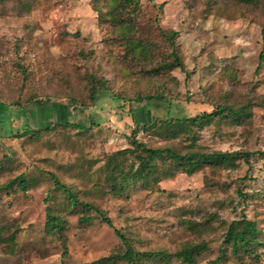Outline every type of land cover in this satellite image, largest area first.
<instances>
[{"label": "rangeland", "instance_id": "obj_1", "mask_svg": "<svg viewBox=\"0 0 264 264\" xmlns=\"http://www.w3.org/2000/svg\"><path fill=\"white\" fill-rule=\"evenodd\" d=\"M251 2L141 0L138 37L153 43L145 57L129 52L107 19L111 0H0V100L9 106L0 127V186L19 175L26 182V189L0 190V225L19 230L14 243L0 245V264H105L103 256L124 248L120 234L137 250L169 254L206 242L196 264H264V248L254 257L252 245L224 242L228 229L264 231V0ZM162 28L179 32L184 70L161 67L173 60ZM94 80L105 90L93 103ZM149 94L156 95L150 102ZM242 104L251 112L242 123L227 117L134 131L153 118ZM92 120L102 127L71 123ZM27 127L33 131L14 136ZM135 136L180 153H258L250 164L238 159L236 167L204 165L191 174L158 159L152 173L125 180L142 151H118L133 147ZM53 175L112 226L74 204ZM113 178L124 184L116 192ZM47 208L63 219L65 254L58 231L46 226ZM145 264L182 263L171 256Z\"/></svg>", "mask_w": 264, "mask_h": 264}, {"label": "trees", "instance_id": "obj_2", "mask_svg": "<svg viewBox=\"0 0 264 264\" xmlns=\"http://www.w3.org/2000/svg\"><path fill=\"white\" fill-rule=\"evenodd\" d=\"M247 4H252L251 0H246ZM165 2H162L160 9L164 7ZM142 3L141 0H111L110 9L106 12L105 15L108 16L107 19L113 21L114 25L117 28V31L120 35V38L126 44V47L129 52H135L136 54L147 56L150 48L153 47V43L143 40L138 37L140 24L138 22V17L141 14ZM100 12L101 19L104 18V14ZM161 33L167 38L171 45V56L173 57L172 61H164L161 63L162 68L173 69L178 67L184 70V63L181 60L178 53V44L176 42V37L179 32L177 30H164L161 29ZM262 39H263V48L260 53V60H264V26L262 28ZM161 68V69H162ZM105 90V85L99 80L93 81V87L91 92V100L96 102L102 92ZM156 95L149 94L144 98L147 101H152ZM24 106H21L19 109H24ZM9 106L0 100V127L4 121L5 114L7 113ZM250 111L248 110V104H242L240 106L230 105V106H218L215 110L206 115H195L189 117H177L171 118L169 120H162L160 118H153L144 123H136L134 127L135 132H141L145 130L154 129L161 126H180L190 128L194 125H199L203 123L210 122L212 119L217 118H230L235 123H242L247 120L250 116ZM72 124L81 127V128H92V127H102V125L93 121L90 125L86 126L80 122H71ZM171 128V127H169ZM31 128H26L22 132H17L14 134L16 137H24L28 133L32 132ZM131 144L133 147L124 148L118 153H127L133 151L135 148L142 151L138 154L140 158V164L136 171L131 172L130 174H123V179L129 180V177L133 175L134 177L145 176L152 173L157 167V160L164 159L170 160L173 163H176L186 173L191 174L195 171L200 170L204 165H212L215 167H236L237 160L243 159L246 163L250 164L251 157L258 153L255 151L249 150H213V151H202V150H188L185 153H180L173 147H153L144 141H140L136 136L131 139ZM264 155L263 151H259ZM111 161H112V157ZM117 167V165H116ZM55 183L58 187L62 188L67 194L70 200L84 208L85 210H95L107 224L112 226V221L109 217L105 216L103 211L98 208L95 204L80 200L79 197L74 193V191L67 185L63 184L55 175H53ZM113 187L112 191L116 192L123 187V183L120 184L118 188L117 179L113 178ZM14 183H17L21 188L26 189V182L24 176L19 175L13 179L6 181L0 186V190H9L13 188ZM245 196H247L245 194ZM47 221L46 226L51 228L53 231H58L59 236L62 238L64 245V254L67 252L66 240L63 232V219L60 216L52 215L49 208H47ZM85 221H89L90 216H83ZM18 229L13 227L12 224L6 223L0 225V245L3 243L9 242L14 243L18 233ZM117 231V230H116ZM118 233V231H117ZM120 234V233H119ZM120 237L123 240L124 248L118 249L110 254L103 256L100 261L105 264H118L120 261H126L128 264H145L147 261H155L159 258H169L171 256L177 257L182 264H196L198 256L207 249L206 242L198 243H186L182 246L181 249L176 251L174 254L165 253L164 251H140L137 250L132 243L123 235L120 234ZM225 243H234L236 245L251 246L254 257L260 255V249L264 248V231L258 228L244 229L239 234H234L230 229H228L224 236ZM83 264H94L93 262H86Z\"/></svg>", "mask_w": 264, "mask_h": 264}]
</instances>
